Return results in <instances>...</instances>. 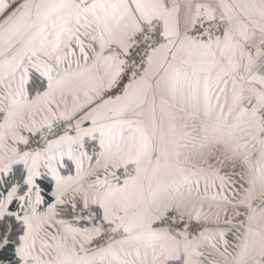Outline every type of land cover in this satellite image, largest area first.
Here are the masks:
<instances>
[{"label": "snow or ice", "instance_id": "1", "mask_svg": "<svg viewBox=\"0 0 264 264\" xmlns=\"http://www.w3.org/2000/svg\"><path fill=\"white\" fill-rule=\"evenodd\" d=\"M0 264H264V0H0Z\"/></svg>", "mask_w": 264, "mask_h": 264}]
</instances>
